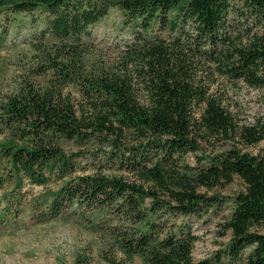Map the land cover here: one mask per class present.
<instances>
[{
	"label": "trees",
	"instance_id": "obj_1",
	"mask_svg": "<svg viewBox=\"0 0 264 264\" xmlns=\"http://www.w3.org/2000/svg\"><path fill=\"white\" fill-rule=\"evenodd\" d=\"M114 8L141 29L116 69L98 61L92 38ZM2 13L13 20L37 13L45 22L31 44L34 81L0 101L7 234L20 220L75 222L142 264H222L224 256L228 264H264V157L232 148L195 166L184 160L206 135L238 134L221 103L197 85L198 67L212 64L221 76L264 88V0H0ZM253 27L263 32L252 35ZM239 137L259 144L264 125L243 127ZM97 144L110 149L91 155ZM99 156L106 165L95 166ZM107 168L136 180L107 176ZM236 177L246 191L224 225L229 249L195 263L198 237L186 220L222 204L201 189Z\"/></svg>",
	"mask_w": 264,
	"mask_h": 264
},
{
	"label": "rangeland",
	"instance_id": "obj_2",
	"mask_svg": "<svg viewBox=\"0 0 264 264\" xmlns=\"http://www.w3.org/2000/svg\"><path fill=\"white\" fill-rule=\"evenodd\" d=\"M44 23L37 13L28 16L18 15L14 20L8 14L0 15V101L20 89L25 81H34L30 71L36 69L37 64L34 61L31 44L36 41L37 34L45 28ZM139 32L141 29L134 23H127L118 8L112 9L92 29L98 61L105 67L114 69L126 64L124 52L136 42ZM262 32V28L253 27L252 35ZM207 65L198 67L197 85L206 89L210 97L221 103L230 115L238 134L233 133L229 140L221 136H204L206 140L200 142L199 153L189 154L184 158L185 162L195 166L198 157L202 155L213 157L232 148L253 156L264 157V141L256 145H245L239 137V130L243 127L264 125V88L252 87L243 81L221 76L215 71V66ZM199 110L200 107L195 108V111ZM195 117L200 120L197 114ZM104 145L97 144L87 150L91 155L103 154L110 149ZM67 149L72 152L77 151L73 146ZM94 159H96L95 166L106 165L103 156L92 158ZM92 173L93 170L87 172V174ZM103 173L110 177H122L129 182L136 180L133 174L117 168H107ZM33 190L35 194L43 191L41 187H34ZM245 191L246 187L238 177L224 188H216L212 191L201 189L202 193H207L209 196H218L222 199V204L202 218L186 220L198 237L193 251L195 263L214 259L229 249L232 232L227 231L224 225L232 214L234 199ZM19 225L21 228L9 234L6 233L8 229L0 226L2 234L0 264H77L78 258L82 264H142L140 258H128L105 234L96 232L87 224L53 221L34 225L30 221L20 220ZM248 254L249 250L245 255ZM228 261L224 256L222 264H228Z\"/></svg>",
	"mask_w": 264,
	"mask_h": 264
}]
</instances>
